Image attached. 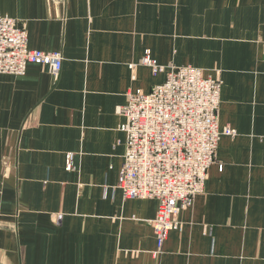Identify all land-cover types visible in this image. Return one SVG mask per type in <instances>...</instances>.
<instances>
[{"label": "crops", "instance_id": "0c3cea01", "mask_svg": "<svg viewBox=\"0 0 264 264\" xmlns=\"http://www.w3.org/2000/svg\"><path fill=\"white\" fill-rule=\"evenodd\" d=\"M0 16L63 57L56 80L36 64L0 74V264H264V0H0ZM147 51L219 70L218 125L236 133L160 252L157 201L117 188L115 109L168 72L138 65Z\"/></svg>", "mask_w": 264, "mask_h": 264}, {"label": "built area", "instance_id": "2783aa9c", "mask_svg": "<svg viewBox=\"0 0 264 264\" xmlns=\"http://www.w3.org/2000/svg\"><path fill=\"white\" fill-rule=\"evenodd\" d=\"M62 61L59 52L30 49L25 25L0 16V74L23 76L27 65L36 64L56 80ZM138 65L149 67L154 76L168 72L165 81L149 93L128 92L125 104L115 109L123 119L119 130L125 134L117 188L124 200L157 201L150 225L160 252L169 232L181 227L180 213L203 192L221 136L234 137L236 133L218 125L223 83L219 70L206 77L201 69L191 66L170 64L166 68L148 51ZM71 160L69 155V170L73 168Z\"/></svg>", "mask_w": 264, "mask_h": 264}, {"label": "rangeland", "instance_id": "374dc122", "mask_svg": "<svg viewBox=\"0 0 264 264\" xmlns=\"http://www.w3.org/2000/svg\"><path fill=\"white\" fill-rule=\"evenodd\" d=\"M150 92V91H149Z\"/></svg>", "mask_w": 264, "mask_h": 264}]
</instances>
